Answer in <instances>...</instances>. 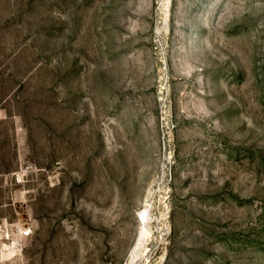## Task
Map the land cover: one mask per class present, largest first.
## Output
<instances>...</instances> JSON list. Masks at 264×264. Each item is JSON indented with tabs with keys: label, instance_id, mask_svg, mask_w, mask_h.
<instances>
[{
	"label": "rangeland",
	"instance_id": "obj_1",
	"mask_svg": "<svg viewBox=\"0 0 264 264\" xmlns=\"http://www.w3.org/2000/svg\"><path fill=\"white\" fill-rule=\"evenodd\" d=\"M20 221L4 264H264V0H0Z\"/></svg>",
	"mask_w": 264,
	"mask_h": 264
},
{
	"label": "built area",
	"instance_id": "obj_2",
	"mask_svg": "<svg viewBox=\"0 0 264 264\" xmlns=\"http://www.w3.org/2000/svg\"><path fill=\"white\" fill-rule=\"evenodd\" d=\"M33 235L30 225L20 221L11 227H3L0 223V264H4L6 255L21 256L26 241Z\"/></svg>",
	"mask_w": 264,
	"mask_h": 264
},
{
	"label": "bare ground",
	"instance_id": "obj_3",
	"mask_svg": "<svg viewBox=\"0 0 264 264\" xmlns=\"http://www.w3.org/2000/svg\"><path fill=\"white\" fill-rule=\"evenodd\" d=\"M147 211H145V215L143 216L144 217V219H146L147 218ZM147 220V219H146Z\"/></svg>",
	"mask_w": 264,
	"mask_h": 264
}]
</instances>
